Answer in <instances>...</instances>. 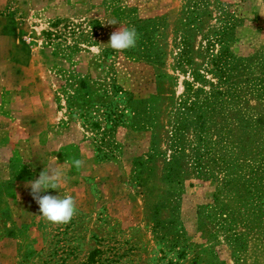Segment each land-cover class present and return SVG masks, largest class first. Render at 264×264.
Returning a JSON list of instances; mask_svg holds the SVG:
<instances>
[{
  "label": "rangeland",
  "instance_id": "rangeland-1",
  "mask_svg": "<svg viewBox=\"0 0 264 264\" xmlns=\"http://www.w3.org/2000/svg\"><path fill=\"white\" fill-rule=\"evenodd\" d=\"M226 1L240 19L230 51L248 56L262 49L264 0ZM179 3L119 0L114 13L104 0H0V264H79L91 251L92 264H264L261 237H241L244 247L235 259L225 237H202L197 230V207L212 202L210 181L189 176L181 184L168 183L159 167L135 176L133 160L145 158L151 147L148 129L118 126L113 135L118 153L100 162L85 131L65 112L76 79L91 86L112 75L135 96L156 94L160 85L167 98H176L189 76L172 71L168 55L162 69L169 78L160 80L148 62L120 51L102 53L112 49L106 45L111 33L126 27L129 17L166 16L171 29ZM122 8L130 10L128 17ZM91 19L98 21L94 33L87 32ZM63 25L74 32L46 37ZM86 34H92L90 42L78 40ZM74 160H82V167ZM46 166L60 168L63 180L40 195H71L76 201L66 224L39 216L26 186ZM168 193L177 208L170 217L159 209L158 218L172 223L158 230L151 203Z\"/></svg>",
  "mask_w": 264,
  "mask_h": 264
},
{
  "label": "trees",
  "instance_id": "trees-1",
  "mask_svg": "<svg viewBox=\"0 0 264 264\" xmlns=\"http://www.w3.org/2000/svg\"><path fill=\"white\" fill-rule=\"evenodd\" d=\"M104 1L114 7L112 12L119 11V0ZM120 11L129 16L130 10ZM171 20L169 29L166 16L129 17L126 27H135L138 39L120 52L153 65L160 80L169 78L162 69L168 55L171 70L189 76L176 98H167L160 85L156 94L135 96L112 75L91 86L76 79L65 98V112L85 131L96 161L117 155L113 135L118 126L148 129L151 147L145 158L133 160L136 177L159 167L161 180L168 183L181 184L189 176L210 181L212 202L197 207V230L202 237H225L237 259L244 247L241 237L264 241V47L248 56L230 51L240 19L226 0H180ZM87 24V32L94 33L98 21ZM66 27L47 31L46 37L74 32ZM89 35L78 40L88 43ZM167 46L170 53L165 52ZM111 52L116 51L105 49L102 54ZM176 208L169 193L158 196L151 203L155 228L172 223L158 218L159 209L170 217ZM174 233L178 237L181 232ZM95 253L89 252L79 264L96 262Z\"/></svg>",
  "mask_w": 264,
  "mask_h": 264
},
{
  "label": "clouds",
  "instance_id": "clouds-1",
  "mask_svg": "<svg viewBox=\"0 0 264 264\" xmlns=\"http://www.w3.org/2000/svg\"><path fill=\"white\" fill-rule=\"evenodd\" d=\"M109 24H116L115 21ZM138 34L135 27H119L112 32L108 47L115 51H124L136 45ZM73 164L79 168L82 167V160H74ZM63 180V171L60 168L46 166L39 173L38 179L29 181L26 186L31 189L33 200L39 205V216L47 222L54 224H66L71 221L76 213V201L71 195H40L48 189H55Z\"/></svg>",
  "mask_w": 264,
  "mask_h": 264
}]
</instances>
